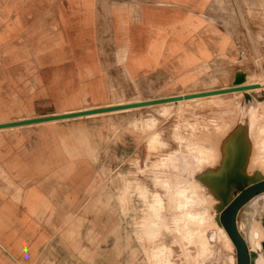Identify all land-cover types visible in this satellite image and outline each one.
Returning a JSON list of instances; mask_svg holds the SVG:
<instances>
[{
    "label": "rangeland",
    "instance_id": "374dc122",
    "mask_svg": "<svg viewBox=\"0 0 264 264\" xmlns=\"http://www.w3.org/2000/svg\"><path fill=\"white\" fill-rule=\"evenodd\" d=\"M227 6L229 22L242 27L243 37L255 47L256 53L242 59L234 50L227 54L228 50L222 48L220 51L223 57H216L209 64L208 71L201 73L199 80H193L196 83L179 89L173 81L165 84L157 80L129 81L120 72V68L107 64L103 65L104 82L76 76L77 65L53 63L52 59L44 58L43 49L34 48L33 43L26 40L21 26L16 28L12 25L11 0H0V124L38 119L24 118L40 116L57 109L64 112L45 117L144 104L158 97L170 96L169 93L175 95L176 92L180 98L187 92L207 94L194 97L193 102L182 98L180 106L172 105V101L160 103L162 106L151 105L152 108H189L185 116H177L175 113L172 119L177 117L173 120L171 116L160 117L153 109L139 110L145 106L74 117L101 116L108 122L107 131H104L103 136L99 135L100 140L107 145L99 146L100 156L93 160L99 165L98 195L84 209L85 215H93V219L100 224L98 227H86L70 220L67 225L61 226L59 248L64 250L66 256L61 253L60 257L55 256L44 264H160L161 259H166L162 260V264H167L169 258L173 261L176 259L175 246L183 255L184 264H230L226 255L236 253V250L223 233L219 223L220 213L216 210L219 201L208 188L207 181L213 175H218L227 160L231 144L237 139L235 127L245 131L242 140H239L247 151L244 176L252 178L260 174L264 177V151L258 150L259 144L256 143V128L264 126V90L252 94L228 91L237 88L233 82L238 72L245 74V84H264L263 66L257 60L259 44L264 37V0H227ZM246 96L250 99L247 100ZM71 108L81 109L66 112ZM152 112L155 117H159L155 124L150 122L149 116H154ZM260 115H263L262 119ZM55 121L59 120L37 124ZM27 126L31 125L0 131ZM183 131V137L177 134ZM154 135L157 139L151 144ZM157 157H161V165L157 166L159 168L154 167V171L153 167H145L157 160ZM164 166L166 168H162ZM160 168L162 175L160 171L156 173ZM153 171L154 174L151 173ZM202 177L207 181L204 182ZM158 182L161 186L164 183L163 197L156 202L154 193ZM256 198L255 205L264 213V194ZM168 204L172 205L168 207ZM193 220L205 226L202 235L210 251L206 257H198V252L190 253L185 246L189 236L184 226ZM154 222L159 223L158 228L154 232L149 231ZM166 223L169 224L167 227ZM255 223L258 225L259 220ZM248 247L251 249L252 243ZM165 253L167 258L169 254L171 256L168 259L162 258L166 257ZM157 254L158 262L155 260Z\"/></svg>",
    "mask_w": 264,
    "mask_h": 264
},
{
    "label": "crops",
    "instance_id": "0c3cea01",
    "mask_svg": "<svg viewBox=\"0 0 264 264\" xmlns=\"http://www.w3.org/2000/svg\"><path fill=\"white\" fill-rule=\"evenodd\" d=\"M227 8V0H11V17L44 58L77 65L76 76L104 82L107 64L129 81L183 89L223 57L222 48L242 59L256 53ZM107 128L96 116L0 131V264L65 255L58 235L70 220L98 227L84 209L98 195L93 160L107 145L99 137ZM243 130L235 127L239 140Z\"/></svg>",
    "mask_w": 264,
    "mask_h": 264
},
{
    "label": "water",
    "instance_id": "95a60500",
    "mask_svg": "<svg viewBox=\"0 0 264 264\" xmlns=\"http://www.w3.org/2000/svg\"><path fill=\"white\" fill-rule=\"evenodd\" d=\"M246 82V76L242 72H238L234 77V90L228 91H247L251 89L250 87L243 86ZM207 94H201L200 96H205ZM193 97V96H189ZM188 98V97H187ZM182 98H172L165 100H158L154 102H147L144 104H138L133 106H123L121 108H108V109H99L89 112H79L61 116H52L45 118H38L32 120H25L20 122H13L8 124H0V129L32 125L37 123H42L46 121L60 120L74 118L84 115L104 113L113 110H121L138 106H146L152 104H160L171 101H179ZM246 99L249 100L250 97L246 96ZM235 142L231 144V149L229 150V156L227 160L223 163L222 167L219 169L218 175H213L207 181L208 188L212 192L213 196L219 201V204L216 206V210L220 213L219 222L224 227L228 233L230 239L234 243L237 264H253L252 261L257 256L256 252H252L246 240L244 239L242 233L239 231L237 222L238 216L246 208L254 198L258 195L264 193V177L260 174H256L255 177L247 178L243 174V169L246 164L245 156L242 158L240 153V143L239 139H235ZM235 193V194H234ZM233 195H236L235 198H232ZM262 225L264 227V216L262 217ZM262 248L264 252V242H262Z\"/></svg>",
    "mask_w": 264,
    "mask_h": 264
},
{
    "label": "bare ground",
    "instance_id": "6f19581e",
    "mask_svg": "<svg viewBox=\"0 0 264 264\" xmlns=\"http://www.w3.org/2000/svg\"><path fill=\"white\" fill-rule=\"evenodd\" d=\"M194 83H196V81L194 82ZM243 86H245V87H250L251 89H249V90H247V91H237L236 92V94H252V93H257V92H260V91H262V90H264V84H262L261 82H255V83H247V84H245V85H243ZM237 88H239V87H237ZM153 90V89H152ZM177 93V92H176ZM176 93H175V95H171L172 93H169L170 94V96H167V97H158V98H155V99H152L151 101H147V102H154V101H158V100H165V99H172V98H179L178 97V95H176ZM178 94V93H177ZM181 94V93H180ZM198 95H200V93H198V92H187L185 95H183L182 96V98L183 99H185V100H190L191 102H193L194 101V97H196V96H198ZM158 96V95H157ZM189 96H193V97H189ZM188 97V98H187ZM146 102V103H147ZM173 102V104L172 105H175V106H180L181 105V103H182V100H179V101H172ZM137 104H140V103H137ZM159 106H162L161 104H158ZM153 106H151V105H147V106H145L144 108H140L139 110H145V109H153V110H155L156 112H158V114H159V116L160 117H163V118H169L170 116H171V120H173V119H175L177 116H185L187 113H188V109L189 108H169V107H166V108H152ZM154 111V112H155ZM86 112H89V111H86ZM155 112V113H156ZM153 113V112H152ZM175 113L177 114V116L176 117H173V119H172V116L173 115H175ZM264 113V112H263ZM154 114V113H153ZM157 115V114H156ZM148 116H149V114H148ZM145 117H146V115H145ZM150 117V122H152L153 124H155L157 121H158V118L157 117H155V114H154V116L153 117H151V115L149 116ZM148 117V118H149ZM147 118V117H146ZM179 118V117H178ZM260 119H262L263 118V115H260V117H259ZM144 119V118H143ZM170 119H169V121H170ZM183 119V118H182ZM164 120H166V119H164ZM179 120V119H178ZM181 120V119H180ZM169 121H167V123L169 122ZM170 122H172V121H170ZM5 124H8V123H5ZM171 124V123H170ZM170 124H168V125H170ZM179 124V123H178ZM168 125H165V126H168ZM176 126H177V129L179 128L178 127V125L176 124ZM173 127V126H172ZM170 128V127H169ZM182 128V127H181ZM181 128L179 129V131H181ZM4 129H6V128H4ZM158 129V128H157ZM165 129H167V128H165ZM176 129V130H177ZM183 130V129H182ZM154 131V130H153ZM171 131V130H170ZM174 131H175V129H174ZM178 131V130H177ZM157 132H159V131H157ZM165 132V131H164ZM173 132V131H172ZM176 132V131H175ZM160 133V132H159ZM162 133V132H161ZM166 133V132H165ZM158 134V133H157ZM170 134V133H169ZM177 134L178 135H183L184 134V131L183 132H177ZM150 135V134H149ZM175 135V134H174ZM164 136V135H163ZM256 136H257V144H259V146H257L258 147V150H262V151H264V126H257V128H256ZM174 137V136H173ZM176 137V136H175ZM183 137V136H182ZM167 138V137H166ZM179 138H180V136H179ZM156 139H157V136H153V137H151V144H153L155 141H156ZM169 139V138H168ZM176 139H178V138H176ZM182 139V138H181ZM171 140V139H170ZM167 142H168V140H166ZM177 141V140H176ZM179 141V140H178ZM163 142V141H162ZM181 142H184L183 140H181ZM165 143V142H164ZM169 143V142H168ZM171 144V143H170ZM166 145V144H165ZM148 146V145H147ZM164 146V145H163ZM168 146H174V145H168ZM167 147V146H166ZM183 147H184V145H183ZM170 148V147H169ZM168 147H167V149H169ZM167 151V150H166ZM261 151V152H262ZM246 149L245 148H243V146H241L240 145V153H239V155H241L242 156V158L246 155ZM174 153V152H173ZM157 154V153H156ZM167 155H168V153H167ZM169 155H170V153H169ZM172 155V154H171ZM162 156H165L166 157V155H162ZM161 156V157H162ZM161 157H157L158 159L157 160H155V161H152L150 164H146L145 165V167H153V169H154V171L156 170V168H154V167H157V166H160L161 164H160V162H159V159L161 158ZM170 158H171V156H170ZM173 158V157H172ZM256 159L258 158V157H255ZM150 159V158H149ZM166 159V158H165ZM167 159H168V157H167ZM167 159H166V161H167ZM174 159V158H173ZM150 160H152V159H150ZM150 160H149V162H150ZM162 160V159H161ZM172 160H170V162H171ZM256 161V160H255ZM165 162V161H164ZM169 162V163H170ZM165 163H167V166H169V164H168V162H165ZM264 163V162H263ZM160 164V165H159ZM171 164V163H170ZM157 168H159V167H157ZM162 168H166V166H164V167H162ZM150 169V168H149ZM152 169V170H153ZM151 170V171H152ZM148 171V170H147ZM146 171V172H147ZM154 171L153 172H151V173H153L154 174ZM158 171H160V174H161V168H160V170H157L156 171V173L158 172ZM149 172V171H148ZM142 173V172H141ZM148 174V173H147ZM158 174V173H157ZM152 175V174H151ZM151 175H149V176H151ZM162 175V174H161ZM161 175H159V176H161ZM163 176H164V174H163ZM153 178H157V177H154V176H152ZM246 177V176H245ZM147 178H149V179H151L150 177H147ZM164 179V178H163ZM157 180V179H156ZM160 180H161V178H160ZM165 180V179H164ZM163 180V181H164ZM159 181V180H158ZM166 181V180H165ZM161 182V181H160ZM167 183V182H166ZM160 184H162V183H160ZM169 184V183H168ZM163 185H164V183H163ZM163 185L161 186V185H159V182H158V186H157V188L155 189V193H154V198H155V201L156 202H158V198H159V200H161V198L163 197ZM161 186V187H160ZM166 187H167V185H166ZM146 190V189H145ZM164 190H165V188H164ZM172 194V193H171ZM264 194V193H263ZM166 195V194H165ZM143 196V195H142ZM170 195H168V197H169ZM172 196V195H171ZM236 196V195H235ZM166 197H167V195H166ZM178 198V197H177ZM235 198V197H234ZM169 199V198H168ZM172 199H173V196H172ZM167 200V199H166ZM171 200V199H170ZM176 200V198L174 199V201ZM256 200H257V198H254L249 204H247V206H246V208L244 209V214H243V211H241V213L239 214V216H238V222H237V225H238V228H239V231L242 233V235H243V237H244V239L246 240V242H247V244H249V243H252V247H251V251L252 252H256L257 253V256L255 257V259L252 261V263L253 264H264V252H263V248H262V242H264V227H263V225H262V217L264 216V213H263V211L261 212V211H259V209H258V207L255 205V202H256ZM174 201L172 200L171 202H173V204H174ZM177 201V200H176ZM175 201V203H177L178 204V202H176ZM167 203H170V201L168 202V200H167ZM181 203V202H180ZM179 203V204H180ZM169 205H172V204H168V207H169ZM177 206V205H176ZM175 206V207H176ZM171 208H173V207H170L169 209H171ZM248 208H250V210L247 212V214H245V211H247L248 210ZM173 209H175L176 211H177V209L176 208H173ZM174 210V211H175ZM179 210V209H178ZM173 210H171V212H172ZM173 213V212H172ZM176 213V212H175ZM173 215V214H172ZM177 215V214H176ZM173 216H175V214L173 215ZM219 216V215H218ZM220 217V216H219ZM160 218V217H159ZM174 218H176V217H174ZM197 218V217H196ZM186 219V218H185ZM169 220H171L170 218H169ZM182 220V219H181ZM256 220H259V223H258V225L255 223L256 222ZM172 221V220H171ZM170 221V222H171ZM202 221H203V219H202ZM163 222V221H162ZM175 222V221H174ZM182 222V221H181ZM189 222V221H188ZM168 223V222H167ZM166 223V224H167ZM190 223V222H189ZM186 223L185 224V226H184V228L186 229V232L188 233V238H187V240H185L186 241V247L188 248L187 250L188 251H190V253H200L199 254V256L198 257H200V255H202V256H204V257H206V256H208L209 254H210V251H209V249L206 247V245H205V240H204V236L202 235V232H203V230H204V227L205 226H203L202 224L200 225L199 223H201V222H197V221H195L194 222V220H193V222L192 223ZM220 223V222H219ZM171 224V223H170ZM182 224V223H181ZM158 225H159V223L158 222H154L153 224H152V230H149V231H155L157 228H158ZM169 224H167L166 225V227L168 226ZM173 225V224H172ZM207 226V225H206ZM210 227V226H209ZM148 228V227H147ZM179 228H180V226H179ZM213 228V227H212ZM216 228V227H215ZM221 228L223 229V233H225V235H226V238H227V240H228V242L230 243V245L232 246V247H234L235 248V246H234V243L232 242V240L230 239V237H229V235H228V233L226 232V230L224 229V227L221 225ZM174 230V229H173ZM208 230V229H207ZM206 230V231H207ZM210 231H211V229H209ZM169 231V230H168ZM206 231H205V233H206ZM175 233L176 232H178V231H174ZM213 232V231H212ZM219 233H222L221 231L219 232ZM171 234V233H170ZM212 234V233H211ZM205 235V234H204ZM207 235V234H206ZM185 237V236H184ZM183 237V238H184ZM182 238V237H181ZM224 239V238H223ZM210 240V239H209ZM217 241V240H216ZM184 242V241H183ZM223 242V241H222ZM208 243V242H207ZM184 244V243H183ZM152 245V244H151ZM212 245H214V244H212ZM229 245V246H230ZM153 246V245H152ZM227 246V245H226ZM167 247V246H166ZM173 247V246H172ZM175 250H176V259L173 261V260H169L170 258V256H171V254H169L168 255V258H167V254L166 253H169V251H167L165 254V256L166 257H162V258H167L168 260V263L169 264H179V263H181V264H184L183 263V260H182V256L183 255H180L181 253H180V251H179V249H178V247H176L175 246ZM181 248V247H180ZM226 248V247H225ZM144 249V248H143ZM167 249V248H166ZM171 249V251L173 250L172 248H170ZM214 249H215V247H214ZM231 249H233V248H231ZM168 250V249H167ZM155 251H157V249L155 250ZM160 251V250H159ZM158 251V252H159ZM163 251V250H162ZM145 252V251H144ZM183 252V251H182ZM212 252H213V250H212ZM222 252V251H221ZM157 253V252H156ZM170 253H172V252H170ZM214 253L215 252H213V255H214ZM154 254H155V252H154ZM173 254H174V252H173ZM148 255V254H147ZM152 255V254H151ZM161 255V254H160ZM164 255V254H163ZM157 256H158V254L155 256V260L157 261ZM160 257V258H161ZM190 257V256H189ZM210 257V256H209ZM209 257H207V258H209ZM172 258H174V257H172ZM214 258V257H213ZM158 259H159V257H158ZM200 259V258H199ZM223 259V258H222ZM153 260V259H152ZM162 260H164V259H161V261L159 262L160 264H162ZM166 260V259H165ZM164 260V261H165ZM197 260V259H196ZM213 260V259H212ZM226 260H227V262L228 263H230V264H237V256H236V253H228L227 255H226ZM202 260L200 259L199 260V262H201ZM207 261V260H206ZM214 261H215V259H214ZM217 261V260H216ZM158 262V261H157ZM205 262V261H204ZM210 262V261H209ZM208 262V263H209ZM153 263H154V261H153ZM167 263V262H166ZM167 263V264H168ZM212 263V262H211ZM216 263V262H215ZM155 264H156V262H155ZM164 264V263H163ZM197 264H199V263H197Z\"/></svg>",
    "mask_w": 264,
    "mask_h": 264
},
{
    "label": "built area",
    "instance_id": "2783aa9c",
    "mask_svg": "<svg viewBox=\"0 0 264 264\" xmlns=\"http://www.w3.org/2000/svg\"><path fill=\"white\" fill-rule=\"evenodd\" d=\"M259 46H260V53L259 55H257V60H258L259 65L263 66V70H264V37L261 39ZM244 55H245V52L241 51V56H244Z\"/></svg>",
    "mask_w": 264,
    "mask_h": 264
}]
</instances>
